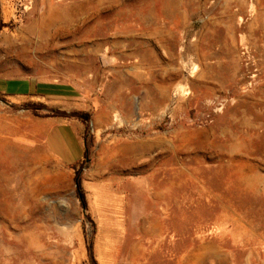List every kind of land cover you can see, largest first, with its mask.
<instances>
[{
  "label": "rangeland",
  "instance_id": "1",
  "mask_svg": "<svg viewBox=\"0 0 264 264\" xmlns=\"http://www.w3.org/2000/svg\"><path fill=\"white\" fill-rule=\"evenodd\" d=\"M0 77L73 92L0 96V264H264V0H1Z\"/></svg>",
  "mask_w": 264,
  "mask_h": 264
},
{
  "label": "crops",
  "instance_id": "2",
  "mask_svg": "<svg viewBox=\"0 0 264 264\" xmlns=\"http://www.w3.org/2000/svg\"><path fill=\"white\" fill-rule=\"evenodd\" d=\"M72 93L70 89L42 85L30 78L0 77V96L9 99L11 103L37 99L54 105L65 104V99L72 96ZM42 124L45 127L44 144L54 159L68 167L77 166L84 160L86 145L81 122L46 117Z\"/></svg>",
  "mask_w": 264,
  "mask_h": 264
},
{
  "label": "trees",
  "instance_id": "3",
  "mask_svg": "<svg viewBox=\"0 0 264 264\" xmlns=\"http://www.w3.org/2000/svg\"><path fill=\"white\" fill-rule=\"evenodd\" d=\"M86 156H87V152L85 153V158H86ZM88 251H89L90 258L93 260L94 259V255H93V247H92V244L89 245Z\"/></svg>",
  "mask_w": 264,
  "mask_h": 264
},
{
  "label": "bare ground",
  "instance_id": "4",
  "mask_svg": "<svg viewBox=\"0 0 264 264\" xmlns=\"http://www.w3.org/2000/svg\"><path fill=\"white\" fill-rule=\"evenodd\" d=\"M55 17V16H54ZM51 19V20H50ZM50 19H47L46 21H48L49 20V24L50 25H52V23H54V20H53V16L52 17H50Z\"/></svg>",
  "mask_w": 264,
  "mask_h": 264
}]
</instances>
